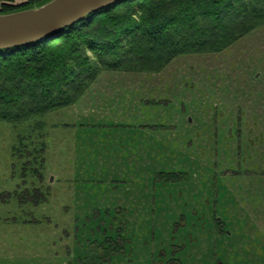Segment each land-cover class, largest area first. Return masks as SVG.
I'll list each match as a JSON object with an SVG mask.
<instances>
[{"label":"rangeland","instance_id":"obj_1","mask_svg":"<svg viewBox=\"0 0 264 264\" xmlns=\"http://www.w3.org/2000/svg\"><path fill=\"white\" fill-rule=\"evenodd\" d=\"M172 171L187 180L155 177ZM0 196V264H264V26L0 122ZM108 238L122 248L103 262Z\"/></svg>","mask_w":264,"mask_h":264},{"label":"trees","instance_id":"obj_2","mask_svg":"<svg viewBox=\"0 0 264 264\" xmlns=\"http://www.w3.org/2000/svg\"><path fill=\"white\" fill-rule=\"evenodd\" d=\"M12 1L4 0L0 14L51 0ZM260 26L264 0L118 1L54 28L37 42L0 49V122L17 125L72 105L103 71L160 73L179 56L220 53ZM32 174L39 175L38 170ZM155 177L162 183L188 178L180 171ZM15 196L34 205L45 197L38 190ZM103 243L102 260L107 262L121 245L110 238ZM163 257L152 264H181Z\"/></svg>","mask_w":264,"mask_h":264},{"label":"water","instance_id":"obj_3","mask_svg":"<svg viewBox=\"0 0 264 264\" xmlns=\"http://www.w3.org/2000/svg\"><path fill=\"white\" fill-rule=\"evenodd\" d=\"M118 1L122 0H51L36 8L0 14V49L37 42L54 28Z\"/></svg>","mask_w":264,"mask_h":264},{"label":"flooded vegetation","instance_id":"obj_4","mask_svg":"<svg viewBox=\"0 0 264 264\" xmlns=\"http://www.w3.org/2000/svg\"><path fill=\"white\" fill-rule=\"evenodd\" d=\"M119 241V239H117Z\"/></svg>","mask_w":264,"mask_h":264}]
</instances>
